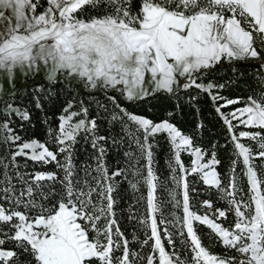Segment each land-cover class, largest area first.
<instances>
[{
  "label": "snow or ice",
  "instance_id": "snow-or-ice-1",
  "mask_svg": "<svg viewBox=\"0 0 264 264\" xmlns=\"http://www.w3.org/2000/svg\"><path fill=\"white\" fill-rule=\"evenodd\" d=\"M0 22V72L43 64L48 85L0 109V264H264V0H0ZM242 67L255 89L225 95ZM65 82L75 95L53 127L46 105ZM209 104L224 143L204 142ZM34 113L43 140L24 134ZM82 138L92 153L77 164ZM122 178L140 193L131 234Z\"/></svg>",
  "mask_w": 264,
  "mask_h": 264
},
{
  "label": "trees",
  "instance_id": "trees-1",
  "mask_svg": "<svg viewBox=\"0 0 264 264\" xmlns=\"http://www.w3.org/2000/svg\"><path fill=\"white\" fill-rule=\"evenodd\" d=\"M257 46L259 44V37H256ZM259 50V47H258ZM250 64L257 63L256 61H250L248 62ZM240 71L245 72L246 75L243 80L240 81L239 87H233L230 91H225V95L228 96H237V95H246L249 90V86H251L252 89H255L256 82L253 79L254 76V69L251 67H242L240 68ZM225 73H228V75H231V72L229 69H221L220 72L217 74L218 77H222L225 75ZM38 85H44L45 87H48L47 82L44 79H38V78H26V81L23 85L18 86L16 91L12 93L9 96L0 97V109L4 107L5 102H10L15 100L16 103L20 102H26L28 99H30L32 91L35 89ZM72 95H75V91L68 88V83L65 82L58 86L57 88H54L51 93V101L48 102L46 105V111L48 112L49 117L54 121L53 127H55V118L60 114V111L64 106H66L67 99L71 98ZM80 97H77L79 99ZM87 101V97H85ZM96 100H99L100 103H104L105 99L102 94H97L95 97ZM96 107L95 102H92V110L94 111ZM203 109V119L205 121V129H204V142L207 143L210 140L216 139L219 140L220 143H224V130L223 126L220 122L217 121L215 118V114L211 112V106L209 105H202ZM137 111H140V109H136ZM146 110V109H145ZM39 115L41 118H43L42 113H34V122L36 123L35 127L32 126H26L25 135L29 136H35L37 138H40L43 140L45 138V128L43 125L39 124L35 121V117ZM196 123V114L189 110L185 109L184 115L181 120L182 126L186 129L191 131ZM92 149L90 147V144L86 142L83 138L79 141V143L76 145V157L75 161L77 164H80L88 159V157L91 155ZM3 154V149L0 148V155ZM220 158L223 161V164L221 166V171H225L228 165V159H227V153L223 150L220 152ZM168 158V147L164 141L160 142V145L155 149V167L158 171V173L161 176H167V165L166 160ZM116 159L115 154H112L109 156V163L110 166L113 164L114 160ZM21 165H23V160H21ZM32 168L31 162H29V169ZM54 166L49 165L47 166L48 170H53ZM131 179V177H129ZM166 194V193H162ZM140 193H133L132 190L129 188L126 181L121 179L120 184V193L119 197L117 198V215L120 217L121 225L122 227L131 234L132 229L134 227V224L130 222L127 217L129 215V209L133 206H135L136 197H138ZM136 211L138 213L144 212V206L143 204H140L136 206ZM201 232L206 233L207 230L204 228L200 229ZM216 251H219V249H216Z\"/></svg>",
  "mask_w": 264,
  "mask_h": 264
},
{
  "label": "rangeland",
  "instance_id": "rangeland-1",
  "mask_svg": "<svg viewBox=\"0 0 264 264\" xmlns=\"http://www.w3.org/2000/svg\"><path fill=\"white\" fill-rule=\"evenodd\" d=\"M4 22H0V29L3 28ZM257 36H254V40H256ZM46 73V69L43 64L40 65L39 72L30 71L28 73L29 78H38L44 79ZM45 80V79H44ZM26 78L19 69L15 71L14 77L9 78L6 72H0V97L9 96L14 93L18 86H21L25 83Z\"/></svg>",
  "mask_w": 264,
  "mask_h": 264
}]
</instances>
